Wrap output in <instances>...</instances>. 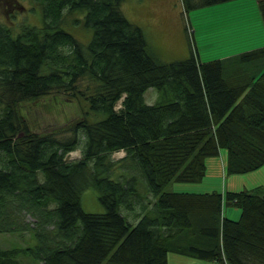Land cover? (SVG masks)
Instances as JSON below:
<instances>
[{"label": "trees", "instance_id": "1", "mask_svg": "<svg viewBox=\"0 0 264 264\" xmlns=\"http://www.w3.org/2000/svg\"><path fill=\"white\" fill-rule=\"evenodd\" d=\"M33 1L40 25L14 33L0 23V232L27 229L34 242L0 247V264H23L20 254L42 264H169L172 253L264 264V187L194 190L208 157L220 156L226 174L264 166V44L228 59L199 61L193 50L163 61L123 0ZM191 1L184 10L224 0ZM256 1L264 28V0ZM51 93L89 106L62 138L34 131L19 109ZM90 112L104 116L90 121ZM77 146L79 157L66 158ZM87 187L102 212L82 208ZM132 197L135 222L119 210Z\"/></svg>", "mask_w": 264, "mask_h": 264}, {"label": "rangeland", "instance_id": "2", "mask_svg": "<svg viewBox=\"0 0 264 264\" xmlns=\"http://www.w3.org/2000/svg\"><path fill=\"white\" fill-rule=\"evenodd\" d=\"M120 8L130 21L143 29L150 49L163 61L185 58L193 50L199 61L215 58L228 59L239 51L264 44V28L256 0H224L205 6L190 7L187 10H184L182 0H123ZM75 14L78 13L71 12L65 17L64 22H68ZM0 23L9 26L14 33L19 30L22 24L40 25L42 23L40 8L33 0H0ZM65 23L63 27L82 40L86 41L90 38L91 30L81 34L79 33L80 27V31L76 32L67 27L68 24L65 25ZM190 37L193 39V45L190 44ZM155 96L156 91L153 88L145 93L147 101L155 100ZM81 102L69 95L51 93L34 100L21 101L19 109L34 131L62 138L63 135L69 133V127L81 117V108L83 107V110L86 107L89 108L86 101ZM118 106L116 105V107ZM91 113L93 112L87 115L90 121L104 116L101 112L95 113L97 116ZM68 153L69 158H78L80 147L77 146L76 149ZM123 154L124 150L119 149L112 152L111 157L118 159ZM206 160H210L212 170L219 171V175H221V157H208ZM37 175L39 179L42 178L40 173ZM219 175L216 174L209 178L212 188L218 186ZM227 175L224 174L227 178L231 177ZM232 177L235 179L229 178V181L234 182L237 190L248 189L257 185L264 187V168L240 173ZM226 182L227 179H224L225 189L228 188ZM189 185L194 184L174 182L169 187L178 188L176 186ZM208 185L195 184L197 188H205ZM80 202L84 210L91 212L104 210L97 198V191L93 187H87L80 192ZM130 202H132V208L127 209L121 205L119 210L129 220L135 222L138 216L133 215L135 213L140 214L141 208L136 197H132ZM134 202L136 203L133 204ZM52 205L50 204V206ZM224 210L225 208L223 212ZM19 218L31 225H33L32 222H35V218L30 214H20ZM30 236L31 234L27 229L20 230V232H0V247L30 245L34 242ZM17 258L23 264H42L39 259L31 255L20 254ZM175 259H179V264H183L185 259H188L190 264L194 261L192 259H196L197 264H213L215 262L216 264H226L225 259L210 262L206 259L189 258L183 253L170 254L169 264H177Z\"/></svg>", "mask_w": 264, "mask_h": 264}, {"label": "crops", "instance_id": "3", "mask_svg": "<svg viewBox=\"0 0 264 264\" xmlns=\"http://www.w3.org/2000/svg\"><path fill=\"white\" fill-rule=\"evenodd\" d=\"M210 163H211L210 160L209 161L206 160V172H205V175L203 176L202 180L198 184H207V183H209V178H211V176L216 175V174L219 175V171L212 170ZM260 168H264V166H261ZM214 173H216V174H214ZM224 174H225L224 167H222V171H221V175L222 176L219 175L220 180H217V184H219V186H220L219 187L220 191L223 192L224 189H225L224 179H227V182H226L227 186H228L227 189L237 190V186L235 184H233L234 182L229 181V178H231V180H234L235 177H232V176L239 175V174H231V175L228 174L227 176H231V177H228V178L226 176H224ZM193 188H195V186H193ZM194 190L195 191H201V190L202 191L203 190L209 191V190H212V188H206V187L203 188L202 187V188H195ZM228 208L229 207L225 208L223 214L228 215L230 217H236L237 214H238V208H236V207H232V208H229V209ZM229 210H230V212H229ZM185 260H187V259H185ZM192 260H194V259H192ZM206 260H209V259H206ZM210 262H214V261L210 260ZM213 264H216V262L213 263Z\"/></svg>", "mask_w": 264, "mask_h": 264}, {"label": "water", "instance_id": "4", "mask_svg": "<svg viewBox=\"0 0 264 264\" xmlns=\"http://www.w3.org/2000/svg\"><path fill=\"white\" fill-rule=\"evenodd\" d=\"M68 156H69V153H67L65 157H66V158H69Z\"/></svg>", "mask_w": 264, "mask_h": 264}]
</instances>
